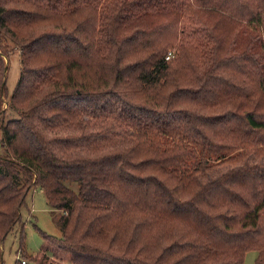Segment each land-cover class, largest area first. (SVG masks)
I'll list each match as a JSON object with an SVG mask.
<instances>
[{"label":"trees","instance_id":"16d2710c","mask_svg":"<svg viewBox=\"0 0 264 264\" xmlns=\"http://www.w3.org/2000/svg\"><path fill=\"white\" fill-rule=\"evenodd\" d=\"M7 96L0 264L18 224L21 264H264V0H0V117ZM35 187L61 235L31 254Z\"/></svg>","mask_w":264,"mask_h":264},{"label":"rangeland","instance_id":"374dc122","mask_svg":"<svg viewBox=\"0 0 264 264\" xmlns=\"http://www.w3.org/2000/svg\"><path fill=\"white\" fill-rule=\"evenodd\" d=\"M252 33L253 30L248 27L240 31L238 33L235 49L240 50L241 48H243L246 45L250 34ZM8 45L9 50L5 55V61H7L5 87L7 93L10 94L19 76L20 56L19 49L16 45L13 44V42L8 41ZM173 51V49L168 50L167 56L170 57L173 54ZM8 100V96L4 98L3 106L5 108V111L3 117H0V124L8 118L17 116L16 112L8 107ZM128 139V137L121 135L120 137L116 138V142L126 143ZM0 153H4V149L1 146V143ZM248 159L260 164H264V155H251L250 157H248ZM229 166L230 164L227 162H216L212 160L209 167H207L200 173V179L202 181L210 180L216 177L220 172H222ZM58 215L59 211L52 208L48 204L45 194L40 188L35 187L31 188L28 191L25 197V202L21 207V220L24 223V247L28 253L34 254L38 252L46 241L39 232V229L45 231V233L48 234L61 235V228L59 223L57 222ZM19 240L20 226L18 224L12 231L7 234L3 241L2 264H21L20 259L22 257L25 258L27 262H30L27 257L21 255V250L19 249ZM256 255V250L247 251L244 257L243 264H253ZM16 259H18L17 262ZM61 264H66V262H62Z\"/></svg>","mask_w":264,"mask_h":264},{"label":"built area","instance_id":"2783aa9c","mask_svg":"<svg viewBox=\"0 0 264 264\" xmlns=\"http://www.w3.org/2000/svg\"><path fill=\"white\" fill-rule=\"evenodd\" d=\"M166 57L168 58L169 56H166ZM20 262H21V263H25V262H26L25 258L22 257V258L20 259Z\"/></svg>","mask_w":264,"mask_h":264}]
</instances>
